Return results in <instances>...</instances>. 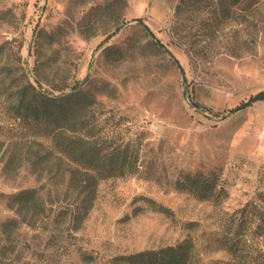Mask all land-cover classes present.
<instances>
[{
	"label": "rangeland",
	"instance_id": "obj_1",
	"mask_svg": "<svg viewBox=\"0 0 264 264\" xmlns=\"http://www.w3.org/2000/svg\"><path fill=\"white\" fill-rule=\"evenodd\" d=\"M0 13V264H114L188 237L195 264H233L230 216L264 211V100L227 114L264 89V0H0ZM34 78L55 93L82 82L99 101L93 139L134 153L136 170L101 179L90 208L69 185L72 161L15 113L14 91ZM198 170L220 174V201L177 188ZM26 188L44 206L20 215L9 196Z\"/></svg>",
	"mask_w": 264,
	"mask_h": 264
},
{
	"label": "trees",
	"instance_id": "obj_2",
	"mask_svg": "<svg viewBox=\"0 0 264 264\" xmlns=\"http://www.w3.org/2000/svg\"><path fill=\"white\" fill-rule=\"evenodd\" d=\"M233 1L236 3L238 0ZM0 16L3 18V14L0 13ZM137 20L152 37L157 49L169 53L175 64L183 70L178 60L155 36L144 20L141 17ZM109 38L110 36L106 40ZM0 48L2 49V45ZM105 49L114 50L109 46ZM81 83H75L72 92L55 93L47 89L40 79H29L14 91L16 101L13 106L18 118L28 123L37 122L42 135L50 136L55 148L72 161L75 166L72 169L69 185L83 196L82 200L86 208H90L96 195L97 184L101 179L133 172L137 168V163L136 158L135 160L131 158L134 153L129 150V145L116 148L113 145H106L97 138L93 139L95 128L99 127V120L96 117L92 118L93 113L90 112L97 108L99 101L86 92L81 87ZM1 84L0 82V86ZM190 100L192 106L198 110H208L193 99ZM260 100H264V89L229 109L227 114L242 110ZM215 114L218 116L220 113ZM67 130L73 131L74 135L68 134ZM10 169L11 160H8L5 170ZM219 183V173L214 171L205 173L201 170L188 171L176 181L177 188L181 191L190 192L200 200L214 202L220 201L222 191L218 190ZM148 200L159 212L168 216L173 214L169 207L157 205L153 199L148 198ZM9 203L20 215L27 208L44 206L35 188L22 189L10 195ZM230 217L231 221L222 243L232 255L233 264H264V211L255 202H248ZM14 221L17 222V219ZM234 227H236L235 231H233ZM194 248L193 240L188 237L177 244L119 255L114 257L113 262L114 264H195ZM82 254L87 262L95 259L87 252Z\"/></svg>",
	"mask_w": 264,
	"mask_h": 264
}]
</instances>
